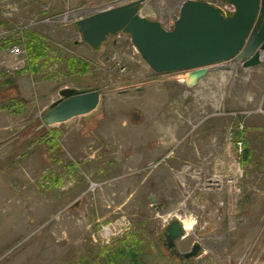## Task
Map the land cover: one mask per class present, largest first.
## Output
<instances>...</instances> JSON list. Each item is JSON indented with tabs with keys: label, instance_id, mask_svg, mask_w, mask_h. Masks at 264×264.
Wrapping results in <instances>:
<instances>
[{
	"label": "rangeland",
	"instance_id": "obj_1",
	"mask_svg": "<svg viewBox=\"0 0 264 264\" xmlns=\"http://www.w3.org/2000/svg\"><path fill=\"white\" fill-rule=\"evenodd\" d=\"M135 1L0 0V264H106L102 248L134 233L152 264L178 262L158 241L173 219L192 223L178 251L202 248L188 264H264V51L189 89L185 72L153 73L128 35L81 42L76 21ZM184 1L139 13L170 26ZM64 88L99 91V107L39 128Z\"/></svg>",
	"mask_w": 264,
	"mask_h": 264
},
{
	"label": "water",
	"instance_id": "obj_2",
	"mask_svg": "<svg viewBox=\"0 0 264 264\" xmlns=\"http://www.w3.org/2000/svg\"><path fill=\"white\" fill-rule=\"evenodd\" d=\"M144 2L138 0L79 19L76 27L81 42L98 50L109 38L119 33L128 35L153 73L185 72L183 83L189 89L197 86L210 67L231 62L240 64L241 71L260 65L264 51V0H222L234 8L227 15L207 0H186L170 26L141 16L139 10ZM100 102L97 90L64 88L59 91V99L49 106L39 128L88 115ZM161 234L164 248L178 262H189L202 254L197 243L186 253L178 251L177 243L187 236L179 219L169 221Z\"/></svg>",
	"mask_w": 264,
	"mask_h": 264
},
{
	"label": "trees",
	"instance_id": "obj_3",
	"mask_svg": "<svg viewBox=\"0 0 264 264\" xmlns=\"http://www.w3.org/2000/svg\"><path fill=\"white\" fill-rule=\"evenodd\" d=\"M37 49V47L29 49V55L33 62H36L39 56ZM45 141L55 145L56 140L50 137ZM153 255H159L154 250L153 244L144 240L139 233H134L126 235L125 239L120 241V246L102 248L100 260L103 261L104 259L106 264H152ZM96 264L100 263L97 262ZM166 264H188V262H170Z\"/></svg>",
	"mask_w": 264,
	"mask_h": 264
},
{
	"label": "built area",
	"instance_id": "obj_4",
	"mask_svg": "<svg viewBox=\"0 0 264 264\" xmlns=\"http://www.w3.org/2000/svg\"><path fill=\"white\" fill-rule=\"evenodd\" d=\"M207 1L210 2L211 4L217 6V7H220L226 15L229 14V13H232V11L234 10V8L231 5L222 2V0H220L221 3L219 5L211 2L210 0H207ZM111 8H114V7H111ZM107 9H110V8H107ZM25 54H26V52H25ZM9 55H11L12 57H14L15 60H16V62H18V63H21V62L23 63L24 60H25V59H23L24 51L21 49V47L20 48L19 47H13V46L10 47L9 48ZM119 69H120L121 72L124 71V68H119ZM258 112L260 114H263L264 115V110H262L261 108L258 109ZM218 114H216V115H218ZM238 131H240L242 133V131H243V125L242 124H239ZM234 145H235V149H236L237 155L238 156H241L242 153H243V139H242V134H241V137H238V138L235 139V144ZM103 231L106 234H108V228L107 229H103Z\"/></svg>",
	"mask_w": 264,
	"mask_h": 264
},
{
	"label": "bare ground",
	"instance_id": "obj_5",
	"mask_svg": "<svg viewBox=\"0 0 264 264\" xmlns=\"http://www.w3.org/2000/svg\"><path fill=\"white\" fill-rule=\"evenodd\" d=\"M183 226L188 231L192 229V223L189 221H183Z\"/></svg>",
	"mask_w": 264,
	"mask_h": 264
},
{
	"label": "flooded vegetation",
	"instance_id": "obj_6",
	"mask_svg": "<svg viewBox=\"0 0 264 264\" xmlns=\"http://www.w3.org/2000/svg\"><path fill=\"white\" fill-rule=\"evenodd\" d=\"M158 241H160L163 246L165 245V240L162 234L159 235Z\"/></svg>",
	"mask_w": 264,
	"mask_h": 264
},
{
	"label": "crops",
	"instance_id": "obj_7",
	"mask_svg": "<svg viewBox=\"0 0 264 264\" xmlns=\"http://www.w3.org/2000/svg\"><path fill=\"white\" fill-rule=\"evenodd\" d=\"M164 25V24H163ZM166 26V25H165ZM211 69V68H210ZM210 72V71H209ZM91 90V89H90Z\"/></svg>",
	"mask_w": 264,
	"mask_h": 264
}]
</instances>
